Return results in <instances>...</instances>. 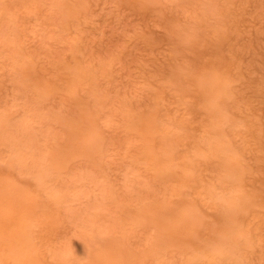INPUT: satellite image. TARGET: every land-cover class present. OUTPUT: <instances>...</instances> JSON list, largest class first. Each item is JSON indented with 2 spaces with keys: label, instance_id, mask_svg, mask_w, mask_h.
Segmentation results:
<instances>
[{
  "label": "rangeland",
  "instance_id": "1",
  "mask_svg": "<svg viewBox=\"0 0 264 264\" xmlns=\"http://www.w3.org/2000/svg\"><path fill=\"white\" fill-rule=\"evenodd\" d=\"M199 75L223 78L224 104ZM148 117L152 151L173 146L165 171L143 152ZM87 124L96 137L75 139ZM22 142L46 163L20 162ZM7 181L33 210L42 264H91L115 245L138 264H264V0H0V190ZM145 207L193 211L205 253L150 255L155 223L133 224Z\"/></svg>",
  "mask_w": 264,
  "mask_h": 264
},
{
  "label": "bare ground",
  "instance_id": "2",
  "mask_svg": "<svg viewBox=\"0 0 264 264\" xmlns=\"http://www.w3.org/2000/svg\"><path fill=\"white\" fill-rule=\"evenodd\" d=\"M224 77L227 80L229 77L228 72L224 73ZM204 78V79H201ZM223 81L222 77L199 75L197 77V82L199 85H205L210 83L211 87H208V91L212 92V100H210L211 105H221L225 103L226 87L221 85ZM224 95V97L222 96ZM152 118L148 117L141 120L137 125L143 131L146 139L145 146L146 149L143 150L146 160L151 166H154L157 170H167L170 168L172 162L175 160L172 154L173 146L169 144H162L157 152L152 151L154 138L151 136L153 133L158 131V128L152 123ZM132 121V119H129ZM78 135L73 136L75 139L92 140L96 137V132L91 128L90 125H81L77 128ZM22 149H18L15 154L18 156L20 162H25L29 156H38L37 160L39 164L43 165L46 163V157L42 154V148L35 145L33 142H22ZM172 150V151H171ZM223 153L219 148L215 149V153ZM150 153V155H148ZM59 152L54 153L50 157V167L42 166V169L36 170V175L40 181L43 182L44 177L50 174L52 166L57 165L55 162L58 158ZM227 173L234 177L237 181L241 174L236 168L225 165ZM91 174L86 177H90L93 181V176ZM3 188L0 190V242L3 246L7 247L5 251L0 253V264H4L7 259H13L14 264H42L39 260L38 248L33 242L28 227L30 225V218L32 217V208L26 205L16 204V199H18V194L23 190H20L15 186L13 182L7 181L2 184ZM107 191V190H106ZM20 199V198H19ZM20 201V200H19ZM243 208H249L252 202H248L242 198ZM184 206V205H183ZM144 211L143 215L141 213L136 215L138 217L133 218V224H140L141 217L143 219L151 218L155 223L157 234L155 235V241L153 245L149 248V254H165L171 248L178 246H196V251L205 253V246L198 245L196 241L190 237L197 233L199 221L192 217L193 211L179 210L176 214L171 215L168 219L162 217V213L156 209H150L149 207ZM189 212L191 214L189 215ZM148 216V217H145ZM164 216V215H163ZM231 212L228 213L223 221V228L229 232L225 239L231 238L232 231L236 229L233 218H231ZM137 218V219H136ZM92 223H95L94 221ZM188 237V238H186ZM236 239V238H232ZM219 240L215 239L214 242H210L209 245L213 248L217 247ZM80 248H84L82 244L78 248L72 249L74 256L80 254ZM228 255V254H227ZM132 255L128 252L126 248L120 245H115L109 249H97L92 252L91 264H138L136 258L131 257ZM197 255L193 258L196 259ZM63 264V263H62Z\"/></svg>",
  "mask_w": 264,
  "mask_h": 264
}]
</instances>
